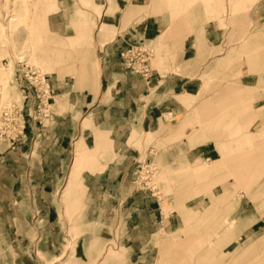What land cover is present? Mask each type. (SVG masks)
Segmentation results:
<instances>
[{"label":"rangeland","instance_id":"obj_1","mask_svg":"<svg viewBox=\"0 0 264 264\" xmlns=\"http://www.w3.org/2000/svg\"><path fill=\"white\" fill-rule=\"evenodd\" d=\"M71 1L66 29L53 34L47 29V16L59 10V0H0V150L17 145L29 100L39 121L54 108L47 74L69 88L102 85L95 45L99 50L136 21L159 20L158 44L129 46L148 51L151 75L136 72L145 80L156 69L171 70L165 66L169 54L161 44L182 43L188 36L200 42L209 32L205 64L199 65L190 90L183 89L181 114L166 116L163 131H168V138L161 144L152 140L153 130L145 133L142 156L131 177L136 189L154 195L167 220L153 237L144 239L125 237L120 217L112 238H104L103 224L89 226L82 215V233L99 237L91 240L92 251L83 255L81 264H264V23L249 19L258 0ZM10 61L13 85L6 80ZM23 63L46 75L52 95L43 104L38 95L45 94V86L22 82ZM17 93L24 95L22 105L11 96ZM12 105L17 124L3 123V112ZM91 128L96 127L84 122L80 132L85 135ZM139 134L133 132L131 143H138ZM151 146L178 155L159 159L154 152L148 154ZM190 149L203 157L188 163L185 155ZM75 153L80 168L85 167L89 153L80 148ZM2 240L0 264L31 263L29 253L12 244L13 238ZM22 240L24 245L29 242ZM68 247L73 251L72 241ZM70 258L71 254L64 262L57 258L46 264H70Z\"/></svg>","mask_w":264,"mask_h":264},{"label":"crops","instance_id":"obj_2","mask_svg":"<svg viewBox=\"0 0 264 264\" xmlns=\"http://www.w3.org/2000/svg\"><path fill=\"white\" fill-rule=\"evenodd\" d=\"M71 2L59 0V10L48 14L50 33L66 29ZM249 19L264 23V1L258 0L250 9ZM159 32L158 19L148 24L138 20L131 30L103 43L99 50L95 45L103 82L91 90L69 88L47 74L54 90L50 103L54 108L41 121L34 116L31 101L29 108L25 105V130L17 145L0 150V243L13 238L12 244L29 253V264L57 258L64 262L70 254V264L85 261L83 255L92 251L91 240L99 235L82 233V215L89 226L103 224L104 238H112L113 226L120 227L114 222L120 217L124 223L120 231L127 230L125 237L144 239L153 237L167 220L154 195L136 189L131 177L142 156L145 133L153 130L152 140L161 144L168 138V131H163L166 116L181 114L183 89L190 90L199 65L205 64L209 32L200 42L188 36L182 43L161 44L169 54L165 66L171 70L156 69L145 80L124 65L121 52L135 43L158 44ZM84 122L96 128L82 135ZM135 131L144 139L138 136V143H131ZM77 148L89 153V163L83 161V168ZM149 149L148 154L154 152L159 159L178 155ZM185 157L192 163L203 155L190 149ZM23 237L29 239L28 244H23ZM71 241L73 251L68 247Z\"/></svg>","mask_w":264,"mask_h":264},{"label":"built area","instance_id":"obj_3","mask_svg":"<svg viewBox=\"0 0 264 264\" xmlns=\"http://www.w3.org/2000/svg\"><path fill=\"white\" fill-rule=\"evenodd\" d=\"M121 56L126 65L133 69L135 72H139L147 78L151 75L152 71L149 67V64L147 63L149 59V54L146 49L134 45L123 51ZM24 72L25 73L20 77L23 83L27 82L28 85H32L35 88H37V83H41V85L45 86V94L43 96L38 95L40 99V104H43L45 100H47L52 95V91L50 90L49 85L46 81V75L41 71L39 67L31 63L25 64ZM23 85L25 87L28 86L26 84ZM12 108H14V106H9L8 109L6 108L3 112V123H7L10 125L17 124L15 113L13 112Z\"/></svg>","mask_w":264,"mask_h":264},{"label":"bare ground","instance_id":"obj_4","mask_svg":"<svg viewBox=\"0 0 264 264\" xmlns=\"http://www.w3.org/2000/svg\"><path fill=\"white\" fill-rule=\"evenodd\" d=\"M12 3V2H11ZM11 13V12H10ZM9 15H11V14H9ZM5 16V15H4ZM8 16V15H7ZM9 17V16H8ZM10 18V17H9ZM8 22V21H7ZM7 33V32H6ZM20 52V51H19ZM23 53H25V52H23ZM18 54V53H17ZM20 54V53H19ZM22 55V54H21ZM19 56V55H18ZM6 73H7V82L9 83V84H12L13 85V75H14V66H13V62H9V64H8V69H7V71H6ZM5 80V81H6ZM15 87V86H14ZM7 88V87H6ZM16 92V91H15ZM14 94V93H13ZM11 96H14L13 98L16 100V102L17 101H19L20 103H21V105L23 104V99H24V95H22V94H19V93H17V95L15 96V95H11ZM14 102V101H13ZM12 102V103H13ZM20 103H18V104H20ZM13 106V105H12Z\"/></svg>","mask_w":264,"mask_h":264}]
</instances>
